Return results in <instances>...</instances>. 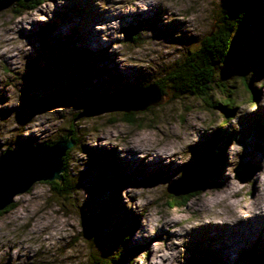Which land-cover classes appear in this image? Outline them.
Listing matches in <instances>:
<instances>
[{
    "label": "clouds",
    "instance_id": "9594fccd",
    "mask_svg": "<svg viewBox=\"0 0 264 264\" xmlns=\"http://www.w3.org/2000/svg\"><path fill=\"white\" fill-rule=\"evenodd\" d=\"M32 2L34 7L31 8L18 9L15 0L0 7V70L5 65L11 69L9 73H0V83L8 81L2 89L6 99L0 103V108H14L20 104L19 86L26 69V57L32 52V45L20 35V31H30L32 22L49 21L55 8L63 5L65 0ZM94 3L100 11L107 10L112 16L147 12L158 7L162 11L161 19L164 24L181 23V31L194 38L206 33L215 22V17L224 12L221 0H94ZM243 16L244 12H241L237 18ZM120 27L119 19L93 25V30L100 33V42L110 43L107 51L115 54V62L121 70L132 67L137 61L159 62L161 53L172 51L170 43L153 38L150 29L142 28L131 35L143 39V43L137 44L126 38ZM236 29L237 27L232 30L231 38ZM176 35L179 36L180 32ZM222 65L223 61L217 66L220 76ZM236 75L247 77L253 101L249 103L245 100L234 107V113L229 116H225L220 109L218 112L213 111L214 121L208 117L209 111L218 107L215 101L219 97L214 87L209 90L213 105L187 93L169 96L162 98L160 103L143 107L145 111L138 112L140 119L135 124H109L104 118L110 112L132 110H106L98 114L82 115L91 119L77 121L82 129L81 140L73 152V160L69 161L74 184L70 195L75 197V203L51 190L52 186L42 183V178H36L23 190L14 192L6 203L9 206L0 209V264H84L87 250L81 248L82 240H77L62 252L58 251L68 239L79 234L82 224L80 208L87 198V192L83 187L76 186L79 173L83 171L88 159L82 146L115 147L121 158L130 150L136 154L137 159H142L145 163L158 158L165 165L173 162L184 165L191 160L189 147L199 141V134L211 133L219 127L226 128L229 125L230 131L238 132L241 116L264 107V75L253 79L254 73L249 69L243 74L232 73L227 78ZM254 89L258 91V98L255 99ZM60 110L66 113L72 110L80 113L83 111L82 108L72 106H56L37 113L52 116ZM221 112L223 116L220 115ZM37 113L24 124L17 122L14 111L6 118H0V155L15 148L14 142L18 136L35 134L38 143L48 145L51 133L56 131L50 125L56 123L59 127L61 124L57 120L45 121L44 116H41L36 121L41 125L37 128L31 123ZM224 117L231 118L225 122ZM243 153L244 145L236 139L231 140L225 149L223 179L218 184L203 185L188 191L187 193L195 194L185 204L169 203L168 194L171 192L166 180L122 187L119 196L123 205L139 217L140 227L133 231L131 238L149 241L146 247L127 259L126 264H184V245L191 230L208 223L234 227L246 219L264 216V184L261 185L260 193L247 195L249 182L257 179L264 181V157L259 158L258 167L251 177L241 180L235 170ZM60 160L61 169L56 175L64 174L62 156ZM181 175V171H176L172 180ZM65 219L78 221L75 233L65 226ZM158 232L159 238H153ZM162 235H166L167 239L161 238ZM61 237L65 239L62 241ZM124 239L129 237L126 235ZM113 252L117 253L119 259L122 247L117 246ZM68 257L75 258L66 259Z\"/></svg>",
    "mask_w": 264,
    "mask_h": 264
},
{
    "label": "rangeland",
    "instance_id": "374dc122",
    "mask_svg": "<svg viewBox=\"0 0 264 264\" xmlns=\"http://www.w3.org/2000/svg\"><path fill=\"white\" fill-rule=\"evenodd\" d=\"M231 1L236 0H221V7L223 8ZM261 1L263 2L261 7L264 12V1ZM10 2L11 0H0V7H4ZM138 13L112 16L107 10L100 11L94 0H77V2L75 0H65L63 5L55 8L49 21L32 22L30 31L21 30L20 35L25 37L32 45V52L26 57V69L22 76V83L19 86L21 92L20 104L14 108H0V118H6L10 112L14 111L17 122L24 124L34 113L52 107L72 106L82 108L85 101L108 98L121 91L129 92L139 87L152 85L157 80L162 81V75L167 71L165 68L182 58L186 50L198 45L221 16V13H219L215 17V22L206 33L194 38L190 34L181 31V23L170 22L164 24L161 19L162 11L158 7L147 12L138 11ZM110 19L120 20V30L125 32L126 38L131 42L143 43L141 37L131 35L142 28L150 29L153 38L170 43L169 46L172 51L161 53L158 57L159 62L157 60L137 61L132 67L121 70L115 62V54L107 51L110 43L100 42V33L93 30L94 24L104 23ZM70 26L74 27L75 30L79 28V31L72 34ZM53 29L57 31L54 32ZM125 29L133 31L129 34ZM263 29L264 24L263 26H254L248 20V23L241 26L234 35L235 39L238 38L236 40L238 47L243 48L240 62L246 72L249 69L254 74L257 72H254L255 68L251 65V59L253 58L252 46L256 47L255 53L259 54L260 43L257 40L260 38V32ZM177 32H180L179 36L176 35ZM121 42L118 41V43ZM83 55H89L90 57L87 59ZM257 65L262 66L264 64L261 65L259 62ZM102 66L106 67L105 71L101 70ZM113 66L117 72L121 71L119 74L124 75L126 80H124L125 77L114 76ZM10 71L11 69L5 65L0 73H9ZM232 73H238L236 66L223 67L221 76L220 74L217 75V80L221 79L222 84L213 87L219 97L216 102L229 94L233 106L229 108L228 112L222 111L219 107H213L208 113V117L212 121L215 120L213 111L218 112L220 109L225 116H229L234 113L235 109L233 108L238 107L245 100L249 103L253 101L249 97L250 91L246 90V87L244 88L241 84L239 75L227 78ZM259 74L264 75V71ZM39 80L42 83L41 86L37 87L36 82ZM7 82L0 83V103H3L6 99V94L2 89ZM253 92L254 99L258 98V91L254 89ZM168 97L164 96L162 98L166 99ZM31 101L46 102V105L28 108ZM107 104L108 102H97L91 106V109H102ZM138 112L129 114L110 112L105 114L104 118L109 124H135L140 119ZM222 112L220 113L221 116L224 115ZM77 113L79 111L76 110L67 113L60 110L52 116L37 113L31 123L39 128L41 125L37 124L36 121L41 116H44L45 121L57 120L61 126L58 127L56 123L50 125L56 131L51 133L49 142L65 136L67 131L71 130L72 134L76 135L77 142L80 143L82 129L77 121L91 119V117L75 120V114ZM126 116L131 121L127 122ZM230 118L224 117L225 122ZM239 123L240 130L238 132L230 131L231 125H229L226 128L219 127L211 133L199 134V141L189 147L192 153L191 160L184 165H177L174 162L165 165L157 158L154 159V165L146 166L144 160L137 159L136 154L134 153V156L129 150L121 158L115 147L82 146V150L88 155L87 162L83 171L79 173L76 185L77 187H83L87 192V198L80 208L82 224H80L79 234L68 239L58 251L62 252L77 240H82L81 248L87 250V259L84 260V264H95L92 258L106 257L110 259L113 254H117L113 252L116 247L121 246L122 252L119 264H126L127 259L146 247L149 241L144 238H131L133 231L140 227L139 217L136 213L125 208L119 196L120 189L127 185H140L147 179L157 180L156 182L166 180L172 183L181 177L172 180V176L176 171H181L183 174L194 168L198 169L201 175L207 176V173L203 171L205 169L195 166V164H198L202 154L208 150H211L212 154L219 152L220 158L217 160V167L211 172V175L209 174L210 179L206 181L205 185L218 184L223 179L222 170L226 162L225 149L233 139L244 145V153L241 156L239 166L235 170L237 177L239 178V170L243 177L252 175L258 167L259 158L264 157V107H259L253 113L241 116ZM37 141L38 137L35 134H30L27 137L18 136L14 142L15 148L13 150L26 145L32 148L43 144ZM75 149L76 147L71 149L72 151L65 160L68 166L67 174L71 178L69 161L73 160ZM158 160L161 165H158ZM238 183L239 181H237ZM262 184H264V181L259 179L255 182H249L247 195L252 196L253 193H260ZM191 195L174 197L175 201L172 200L170 195H168V198L169 202L172 200V202L185 204ZM63 197L73 204L75 203V197L70 194ZM63 222L74 233L77 231L78 221L65 219ZM82 228L85 236H83ZM126 235L129 237L127 240L124 239ZM187 235L188 239L184 245L186 249L184 264L191 254H196L204 264H251L249 252L254 251L256 254L264 252V231L262 229L250 234V236H245L244 239L248 242L241 245H236L235 240H232L228 233H205L193 229ZM159 236L160 233L158 232L153 238H159ZM161 238L167 239V236L162 235ZM60 239L63 241L65 238L61 237ZM74 258L68 257L66 259ZM28 259H31V257H28ZM145 259L147 260V254H145Z\"/></svg>",
    "mask_w": 264,
    "mask_h": 264
},
{
    "label": "trees",
    "instance_id": "16d2710c",
    "mask_svg": "<svg viewBox=\"0 0 264 264\" xmlns=\"http://www.w3.org/2000/svg\"><path fill=\"white\" fill-rule=\"evenodd\" d=\"M15 2L18 5V9L34 7L32 0H15ZM262 3L263 2L261 0H236L231 1L230 3L225 5L223 7L224 12H221L220 18L216 20V22L212 26L213 28L207 33L202 41H200V43L192 49L186 50L182 58L173 62L170 66H167L165 68L167 71H165L166 73L162 75L163 82L158 80L153 82V85L157 87L160 96H175L187 93L189 95L196 96L201 100H204L208 105H213V100L209 95L210 87L219 86V84H222L221 79L217 80V75L219 74L217 72V66L223 61V65L220 71L223 69V67L234 65L238 68L239 74H243L246 72L241 66L240 62V55L243 51V48L238 47V44L236 43V40H238V38L235 39L234 35L241 26L248 23V20L250 21L251 25L253 24L254 26H263L264 12L261 7ZM241 12H244V16L239 19V17L237 18V16H239ZM235 27H237V29L235 31V34L231 38L232 30ZM125 30L128 31V33H132L133 31H129L128 29ZM260 33V38H258L257 40L260 43V53L256 54V47L252 46L253 58L251 59V65L255 68L254 72L257 71L254 74L255 77L253 76V79L259 78V76H261V74L259 73L264 71V65H262L264 64V29ZM83 57L88 59L90 56L83 55ZM259 62L262 66L257 65ZM239 78L244 88L246 87L245 89L250 91L249 97L251 98V100H253V94H251L252 91L248 85L247 77L244 75H239ZM229 97L230 96L228 94L222 100L217 102L215 101V105H218V107L222 109V111L228 112L229 108L233 106V101H231ZM77 114H75V117ZM126 117L127 122L131 121L128 116ZM65 140L72 141L73 145L66 151V154L62 159L64 168V174L61 175L62 180L46 182L47 184H50L52 186L51 190L57 192L58 195L62 196L70 194L74 188L73 179L67 174L68 166L65 160L68 157L69 153L72 151L71 149L76 147L79 143L76 140V135L72 134L71 130H68L65 136H61L59 139L48 143V145L50 146L58 141ZM26 146L30 148L29 145ZM206 148L208 147L206 146ZM218 158H220L219 152H217V154H212L211 150H208L206 151V153L202 154L200 161H198V164H195V166H199L201 168L203 167L205 169L203 171L207 173L202 186L205 185L206 181L210 179L211 172L214 171V169L217 167ZM170 197H172V200L174 199V196L170 195ZM172 200L171 202H169L170 204H182L178 202H172ZM173 201H175V199ZM248 255H250L249 259L251 264H264V252L256 254L253 251L249 252ZM120 258L121 257H119L118 259L117 254H113L110 259L106 257H94L92 259L95 264H119ZM185 264L204 263L198 258L196 254H191L187 257Z\"/></svg>",
    "mask_w": 264,
    "mask_h": 264
},
{
    "label": "water",
    "instance_id": "95a60500",
    "mask_svg": "<svg viewBox=\"0 0 264 264\" xmlns=\"http://www.w3.org/2000/svg\"><path fill=\"white\" fill-rule=\"evenodd\" d=\"M41 81L36 82V86H41ZM137 92V93H136ZM136 93V94H132ZM97 102H108L102 109H91V106ZM162 102V97L155 85L139 87L129 92L121 91L113 96L93 101H85L82 113H78L75 120L87 118L82 115L98 114L106 110H125L131 112L143 111V107L148 104ZM46 102L31 101L28 108L44 106ZM141 109V110H137ZM70 140L58 141L52 145H39L32 148L22 146L16 150L7 151L0 155V209H6L9 205L6 203L10 200L11 195L26 188L34 179L42 178V182L61 181L62 176L56 175L61 169L60 157L65 156L66 151L72 147ZM239 179L247 180V177L241 176L238 171ZM206 175H201L196 168L183 173L181 177L172 183H169V195L174 197L187 196L190 190L202 186ZM157 180H144L142 184L155 183ZM5 204V205H4Z\"/></svg>",
    "mask_w": 264,
    "mask_h": 264
},
{
    "label": "bare ground",
    "instance_id": "6f19581e",
    "mask_svg": "<svg viewBox=\"0 0 264 264\" xmlns=\"http://www.w3.org/2000/svg\"><path fill=\"white\" fill-rule=\"evenodd\" d=\"M75 1L77 2V0H75ZM136 14H139V13L137 12ZM143 15H144V13H143ZM69 28L72 29V34L79 31V28H78V30H75L74 27H71V26ZM56 31L57 30H54V32H56ZM112 69L114 71L113 73L115 74L114 76H116V77L120 76L122 78L125 77L124 75L119 74V73H121V71L117 72L115 70L114 66ZM101 70L105 71L106 67L102 66ZM66 73H67V71H66ZM124 80H126V77L124 78ZM129 152H131V151L129 150ZM131 153L135 156V154L133 152H131ZM157 163H158V165H161V162L159 160L157 161ZM144 164L146 166H151V165L155 164V161L153 160L149 163L144 162ZM195 229L200 230L201 232H205V233H207V232H216L219 234L228 233L229 236L231 237V239L235 240L234 243L236 245L247 244L248 241H246L244 239L245 236H250V234H254L261 229L264 231V216H256L253 218L246 219L244 221L239 222V224L235 225L234 227H228L227 225H213L211 223H208V224H205L202 226H198Z\"/></svg>",
    "mask_w": 264,
    "mask_h": 264
}]
</instances>
